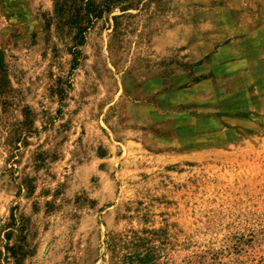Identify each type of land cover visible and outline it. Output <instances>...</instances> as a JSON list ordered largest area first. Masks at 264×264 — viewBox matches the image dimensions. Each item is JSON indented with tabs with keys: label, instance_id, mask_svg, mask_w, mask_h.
I'll use <instances>...</instances> for the list:
<instances>
[{
	"label": "rangeland",
	"instance_id": "1",
	"mask_svg": "<svg viewBox=\"0 0 264 264\" xmlns=\"http://www.w3.org/2000/svg\"><path fill=\"white\" fill-rule=\"evenodd\" d=\"M106 5L0 0V253L264 264V0Z\"/></svg>",
	"mask_w": 264,
	"mask_h": 264
},
{
	"label": "trees",
	"instance_id": "2",
	"mask_svg": "<svg viewBox=\"0 0 264 264\" xmlns=\"http://www.w3.org/2000/svg\"><path fill=\"white\" fill-rule=\"evenodd\" d=\"M108 6L110 4V0H106ZM102 11L98 10L94 17H98ZM3 67V57L0 51V69ZM1 82V81H0ZM1 88V84H0ZM2 89H0V92ZM27 191L30 192L31 189L27 186ZM29 188V189H28ZM25 217L23 215H18L14 211H11L7 224L4 225L3 229V239L4 245L2 249L5 252L0 253L2 255L1 260L9 264V259H12L13 264H21L22 261L29 254V250L26 249V243L24 241V229H25ZM15 236L16 242L12 246L9 245V241L11 238ZM5 254V255H4ZM4 255V256H3Z\"/></svg>",
	"mask_w": 264,
	"mask_h": 264
}]
</instances>
